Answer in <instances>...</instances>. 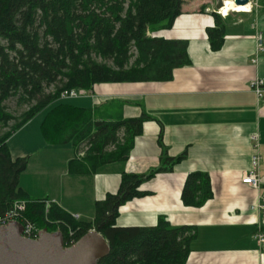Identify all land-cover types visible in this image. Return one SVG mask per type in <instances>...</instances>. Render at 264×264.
<instances>
[{
    "label": "crops",
    "instance_id": "obj_1",
    "mask_svg": "<svg viewBox=\"0 0 264 264\" xmlns=\"http://www.w3.org/2000/svg\"><path fill=\"white\" fill-rule=\"evenodd\" d=\"M248 12L222 15L225 39L212 49L207 29L215 27L214 0H192L182 5L181 16L170 31L156 34L188 41L191 64L177 69L164 83L104 84L69 103L98 109V120L138 118L143 134L125 163L102 167L94 175H71L69 164L84 151L71 145H48L41 126L43 112L8 141L13 159L29 157L19 186L32 198L54 203L78 221L91 222L95 204L116 194L122 173L146 174L161 164L158 135L171 157L187 152V159L171 173L144 183L148 196L126 202L119 210V228L154 227L164 217L173 227H194L196 237L186 264H264V245L254 238L264 218L255 207L264 203V184H242L252 160L259 154V175L264 178V93L259 98L252 82H264V52L257 54V31L264 40V0L247 5ZM264 46V41H263ZM68 103V99H64ZM258 137V147L252 141ZM256 146V147H255ZM194 172L210 177L213 197L203 207H186L181 194Z\"/></svg>",
    "mask_w": 264,
    "mask_h": 264
},
{
    "label": "trees",
    "instance_id": "obj_2",
    "mask_svg": "<svg viewBox=\"0 0 264 264\" xmlns=\"http://www.w3.org/2000/svg\"><path fill=\"white\" fill-rule=\"evenodd\" d=\"M186 0H0V219L16 202H26L24 219L39 231H61L72 246L91 230L100 233L110 254L99 264H186L194 227H173L160 217L154 227L119 228L120 208L148 196L141 186L158 174L171 173L187 159L185 151L171 157L162 149L160 166L146 174L122 173L116 194L95 204L91 222L76 220L58 205L32 199L19 179L29 157L13 159L8 141L26 124L47 112L41 126L51 146L71 145L84 151L69 164L71 175H94L102 167L125 163L143 134L138 118L98 120V109H83L62 99L65 92L92 91L104 84L164 83L191 62L188 41L156 36L173 29ZM215 27L207 29L213 50L222 48L225 24L214 13ZM15 99L20 115L7 103ZM112 148V149H111ZM213 197L210 177L187 176L181 194L186 207L201 208ZM73 236H70V233Z\"/></svg>",
    "mask_w": 264,
    "mask_h": 264
},
{
    "label": "water",
    "instance_id": "obj_3",
    "mask_svg": "<svg viewBox=\"0 0 264 264\" xmlns=\"http://www.w3.org/2000/svg\"><path fill=\"white\" fill-rule=\"evenodd\" d=\"M216 10L224 8V0H215ZM250 0H234L237 7ZM110 254V246L96 230L89 231L70 247L61 231L43 229L37 240L23 237V226L10 222L0 226V264H99Z\"/></svg>",
    "mask_w": 264,
    "mask_h": 264
},
{
    "label": "built area",
    "instance_id": "obj_4",
    "mask_svg": "<svg viewBox=\"0 0 264 264\" xmlns=\"http://www.w3.org/2000/svg\"><path fill=\"white\" fill-rule=\"evenodd\" d=\"M250 11L252 12V8H250ZM256 40H257V54H256V61L259 60L258 55L262 52H264V46H263V36L262 33L257 31L256 33ZM252 88L255 90L257 96L259 98L263 97L264 93V82L261 79H257L252 82ZM87 94V92H83L80 90H74L71 92H65L62 95V99H73V98H78L80 96H84ZM252 141L255 143V145L258 147V137H253ZM255 146V147H256ZM260 156L258 153H256L253 157L252 160V168L248 173L244 174L242 184L251 186L253 188H259L260 185L264 184V178H262L259 175V169H260ZM254 209H258V211L262 214L264 218V203L261 205L255 207ZM26 210V202L24 201H19L16 202L13 206V209L5 215L4 218L0 219V226H5L9 224L10 222H19L23 226V237L25 239H30V240H37L39 236V230L33 224L31 221H28L24 219V212ZM70 236H73V233H70ZM253 238L259 243L264 245V231L263 229L259 226L258 230L254 233Z\"/></svg>",
    "mask_w": 264,
    "mask_h": 264
},
{
    "label": "bare ground",
    "instance_id": "obj_5",
    "mask_svg": "<svg viewBox=\"0 0 264 264\" xmlns=\"http://www.w3.org/2000/svg\"><path fill=\"white\" fill-rule=\"evenodd\" d=\"M257 1L258 0H250L249 4L254 3L255 7H257ZM248 4V5H249ZM248 8H250L249 6H243V7H237L234 4V0H224V8L221 9V14L224 16H228L230 14V12H239V13H244V12H248Z\"/></svg>",
    "mask_w": 264,
    "mask_h": 264
},
{
    "label": "rangeland",
    "instance_id": "obj_6",
    "mask_svg": "<svg viewBox=\"0 0 264 264\" xmlns=\"http://www.w3.org/2000/svg\"><path fill=\"white\" fill-rule=\"evenodd\" d=\"M192 0H188V2H191ZM214 2H215V0H214ZM82 97V96H81ZM81 97H78V98H73V99H68V103H71V104H73V103H76V102H78L77 100H81L80 98ZM7 106H8V109H9V111L10 112H12V113H14L15 115H20V113L23 111V110H26L27 109V107H24V108H18L17 107V102H16V100L15 99H12V100H10L8 103H7ZM112 149V148H111ZM49 205H47V207H48Z\"/></svg>",
    "mask_w": 264,
    "mask_h": 264
}]
</instances>
